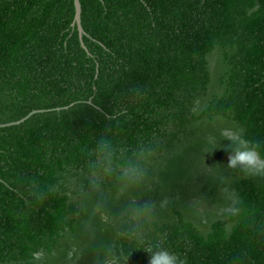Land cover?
<instances>
[{
    "label": "trees",
    "instance_id": "1",
    "mask_svg": "<svg viewBox=\"0 0 264 264\" xmlns=\"http://www.w3.org/2000/svg\"><path fill=\"white\" fill-rule=\"evenodd\" d=\"M81 3L87 49L74 0H0V123L43 109L0 127V264H148L122 235L131 198L186 264H264V175L226 166L231 139L264 159V0Z\"/></svg>",
    "mask_w": 264,
    "mask_h": 264
},
{
    "label": "clouds",
    "instance_id": "2",
    "mask_svg": "<svg viewBox=\"0 0 264 264\" xmlns=\"http://www.w3.org/2000/svg\"><path fill=\"white\" fill-rule=\"evenodd\" d=\"M231 149L227 167L239 169L245 174L264 175V159L259 158V144L252 141H242L240 139L229 140ZM97 160L96 166L107 176L116 172L115 148L113 145L101 138L96 145ZM144 179V168L132 161H128L121 167L118 173V180L122 190L128 191L140 185ZM163 207V205H161ZM156 211V205L151 201H139L135 198L129 199L125 215L127 222L122 235L129 239L137 241V248H143L149 253L148 264H186V260L172 252L167 247L161 246L157 242H146L145 222L153 218ZM108 258L105 264H126L127 256L115 253L108 249Z\"/></svg>",
    "mask_w": 264,
    "mask_h": 264
},
{
    "label": "water",
    "instance_id": "3",
    "mask_svg": "<svg viewBox=\"0 0 264 264\" xmlns=\"http://www.w3.org/2000/svg\"><path fill=\"white\" fill-rule=\"evenodd\" d=\"M74 5H75V16H74L73 25H77L82 45L87 49V46L84 44V41H83V35L86 33V31L84 30V27L82 25V3H81V0H74ZM42 110L43 109H34L29 114H27L25 117H23L19 120L0 123V127L19 124V123L25 121L27 118H29L34 113L42 111Z\"/></svg>",
    "mask_w": 264,
    "mask_h": 264
}]
</instances>
